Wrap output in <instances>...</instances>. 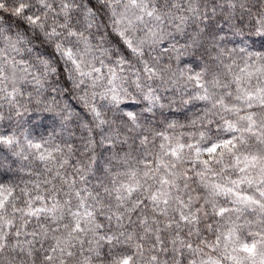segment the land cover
<instances>
[{"label":"clouds","instance_id":"obj_1","mask_svg":"<svg viewBox=\"0 0 264 264\" xmlns=\"http://www.w3.org/2000/svg\"><path fill=\"white\" fill-rule=\"evenodd\" d=\"M257 89L264 0H0V264H260Z\"/></svg>","mask_w":264,"mask_h":264},{"label":"snow or ice","instance_id":"obj_2","mask_svg":"<svg viewBox=\"0 0 264 264\" xmlns=\"http://www.w3.org/2000/svg\"><path fill=\"white\" fill-rule=\"evenodd\" d=\"M148 15H152V11H148L147 13ZM121 35H123V33H121ZM126 43L129 44V46H131L130 41H126ZM257 93L259 94V104L261 106H264V89H257ZM245 99L248 101V107L252 108L253 105V101L256 99V94L248 92L246 94ZM237 111H239V109H237ZM256 113L255 112H249L246 115H243L240 117L241 120H246L247 121V127L243 130L246 131L252 135H258V136H264V131H260L258 129H256L255 125L257 123L256 119ZM241 140L244 139L243 136H241L240 138ZM8 143H11V139L7 140ZM235 143L232 139H225V141L223 142L222 145H212V147L208 148L207 151L209 153H215L217 151H221L222 150H227L229 152H232L235 148ZM35 147L39 148L40 144H36ZM181 148L183 147V145L180 146ZM173 155H177V153L175 152V150L172 151ZM45 157L41 156V159H44ZM245 163H244V167H242L240 170L241 171H245L247 168H254L257 167V165L259 164L260 167V176H259V180L257 181L256 177H245L244 179L240 180V181H233V185L237 184V183H247L249 185H252L254 183H258V184H264V164H260V158L255 156V155H251V156H245L244 158ZM205 164H207V161H204ZM237 163H240L239 158H237ZM161 183L164 184H168L171 183L166 177L161 179ZM138 185H128L126 186L128 188L129 193L134 190L135 187H137ZM213 192H225V193H232L235 196V203L238 205H241L242 207H238L235 209H231L234 211H242L244 208H254V207H259L261 209L262 212H264V188H259L257 187V192L259 193L260 199H257L255 196L253 195H249L246 193H242V192H238L236 191V189L234 187H229V186H225V185H221L219 183H215L211 185ZM150 199L153 202H158V203H164L167 204L168 200H167V196L164 195V193L162 192H154L151 196ZM182 203V202H181ZM45 209H27L28 214H36V212L39 211H44ZM48 211H54L53 209H48ZM230 211V209H225V208H220L217 212L218 215H223L225 212ZM87 215V213H86ZM181 215V219L186 221V222H192L189 221V217L183 215V213L180 214ZM193 221L196 220V217L194 216L192 218ZM7 224L9 226H11L12 221H7ZM74 230H81V225L79 223L76 224L75 229ZM19 233H17L18 235ZM232 238V234L229 233L225 236L226 240H231ZM219 243V239H217V244ZM188 247H191V245H188ZM55 249H53L54 251ZM61 251H63V249H60ZM242 251L247 252L251 255H254L256 252V244L253 243L251 246H249L247 243H245L242 248ZM71 251L68 252V255H71ZM49 259H51V257H49ZM155 259V257H154ZM233 259L236 261V264H242V261H240L239 259L233 257ZM123 264H128V261L125 260L123 261ZM201 264H218V261L213 260L211 257H209L207 260H204L201 262ZM260 264H264V254L261 255V260H260Z\"/></svg>","mask_w":264,"mask_h":264},{"label":"trees","instance_id":"obj_3","mask_svg":"<svg viewBox=\"0 0 264 264\" xmlns=\"http://www.w3.org/2000/svg\"><path fill=\"white\" fill-rule=\"evenodd\" d=\"M73 107L76 108L78 111L80 110L78 105H73Z\"/></svg>","mask_w":264,"mask_h":264}]
</instances>
